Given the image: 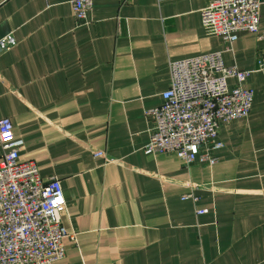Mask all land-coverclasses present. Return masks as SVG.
Instances as JSON below:
<instances>
[{"label":"crops","instance_id":"0c3cea01","mask_svg":"<svg viewBox=\"0 0 264 264\" xmlns=\"http://www.w3.org/2000/svg\"><path fill=\"white\" fill-rule=\"evenodd\" d=\"M205 2L94 0L84 22L70 0L0 3V37L16 39L0 51V115L18 158L60 178L74 232L52 264H264V37L240 29L225 47ZM218 49L253 89L248 114L220 125L218 159L145 152L169 61Z\"/></svg>","mask_w":264,"mask_h":264},{"label":"built area","instance_id":"2783aa9c","mask_svg":"<svg viewBox=\"0 0 264 264\" xmlns=\"http://www.w3.org/2000/svg\"><path fill=\"white\" fill-rule=\"evenodd\" d=\"M5 0H0L3 3ZM94 0H70L75 18L86 21ZM262 0H206L200 21L207 32L219 35L225 47L240 29L258 31ZM16 42L11 32L0 37V51ZM222 50L205 51L168 63L169 83L162 100L148 109L145 152H170L188 164L193 160L212 164L222 146L220 125L248 114L253 89L243 84L249 69L226 65ZM257 69L264 72V52ZM233 77L234 83L228 84ZM10 116L0 115V264H52L65 253V236L74 232L62 222L65 197L60 178H42L33 159L18 158L21 138L14 133ZM191 194L184 193L182 197ZM204 209H198L199 212Z\"/></svg>","mask_w":264,"mask_h":264}]
</instances>
